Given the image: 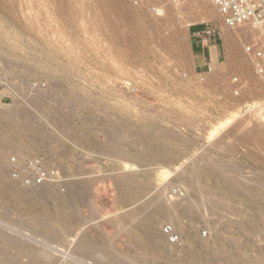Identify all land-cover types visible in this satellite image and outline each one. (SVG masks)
Listing matches in <instances>:
<instances>
[{
  "label": "rangeland",
  "instance_id": "obj_1",
  "mask_svg": "<svg viewBox=\"0 0 264 264\" xmlns=\"http://www.w3.org/2000/svg\"><path fill=\"white\" fill-rule=\"evenodd\" d=\"M200 3L208 2L0 0V247L11 258L30 264L17 240L42 264H114L126 253L143 264H264V76L244 49L251 32L236 27L235 44L218 8ZM207 25L219 33V54L190 47ZM35 156L57 178L29 187L12 172L23 166L20 176L33 181L24 166ZM157 198L176 208L160 216L152 240L147 212ZM87 235L93 254L78 246Z\"/></svg>",
  "mask_w": 264,
  "mask_h": 264
},
{
  "label": "built area",
  "instance_id": "obj_2",
  "mask_svg": "<svg viewBox=\"0 0 264 264\" xmlns=\"http://www.w3.org/2000/svg\"><path fill=\"white\" fill-rule=\"evenodd\" d=\"M210 2L217 6L219 9L223 21L227 26L240 27L249 30L250 41L244 45V49L247 55H249L256 72L259 75L264 76V0H202ZM138 2V1H137ZM206 34L209 37L216 38L219 35L216 28L210 25L206 26ZM6 80L5 72L0 67V86L4 84ZM233 83L238 86L235 89V94H239L241 91L242 81L238 76L233 78ZM34 88L39 85L37 82L32 84ZM264 121V110L261 113ZM17 158H12V163L15 164ZM33 174L32 180L21 177V168L15 167L12 175L14 178L19 179L24 185H43L46 182L54 181L57 177L56 171H54L45 161L42 156H35L27 162V166ZM165 234L168 236L172 243L180 241V234L177 233L172 225H166L164 227Z\"/></svg>",
  "mask_w": 264,
  "mask_h": 264
},
{
  "label": "bare ground",
  "instance_id": "obj_3",
  "mask_svg": "<svg viewBox=\"0 0 264 264\" xmlns=\"http://www.w3.org/2000/svg\"><path fill=\"white\" fill-rule=\"evenodd\" d=\"M122 1V0H121ZM118 3V2H117ZM122 3V2H121ZM120 3V4H121ZM208 3H210V2H208ZM208 3L206 4H204L203 3V5L201 4V6H199L200 8H202L203 10H206L207 12H209V13H213V12H216L215 11V9L212 7V6H208ZM212 4V3H211ZM214 5V4H213ZM120 6V5H119ZM217 7V6H216ZM219 13H220V11H219V9L217 10ZM217 12V13H218ZM221 14V13H220ZM222 16V15H221ZM226 25V24H225ZM227 29H228V31H229V33H230V37H231V39H232V41L235 43V44H237V40H238V37L239 38H243L242 37V33L239 31V30H236L237 28L236 27H230V26H225ZM239 28V27H238ZM243 32H244V30H243ZM249 33V32H248ZM228 35V34H227ZM229 37V38H230ZM248 37V36H247ZM241 42V41H240ZM239 43V42H238ZM239 45V44H238ZM5 72V71H4ZM1 95V94H0ZM13 108V107H12ZM15 108V107H14ZM17 112V111H16ZM10 114H12V113H10ZM18 114V113H17ZM11 116H14L15 117V113L13 112V115H11ZM10 116V117H11ZM16 118V117H15ZM12 119V118H11ZM17 119V118H16ZM15 119V120H16ZM12 122V121H11ZM14 122V121H13ZM10 123V122H9ZM13 124V123H12ZM68 125V124H67ZM31 127V126H30ZM2 128V127H1ZM4 128V127H3ZM13 128V127H12ZM65 128H66V126H65ZM5 129V128H4ZM34 129H36V128H34ZM73 129V128H72ZM116 129V128H115ZM114 129V131H116ZM28 130V129H27ZM31 130V129H30ZM39 130V129H38ZM67 130H69V129H67ZM3 131V130H2ZM1 130H0V152H2V149H3V133H5V132H2ZM5 131V130H4ZM40 131V130H39ZM70 131H72L71 129H70ZM8 132H10V131H8ZM26 132V131H25ZM31 132H33V131H30V133ZM41 132V131H40ZM12 133V132H11ZM33 133H35V132H33ZM116 133V132H115ZM118 133V132H117ZM6 134H7V132H6ZM36 134V133H35ZM40 135V134H39ZM34 138V137H33ZM36 138V137H35ZM20 145V144H19ZM1 163V162H0ZM217 163H218V161H217ZM216 163V164H217ZM128 164V163H127ZM126 164V165H127ZM216 164H214V165H216ZM219 164V163H218ZM217 164V165H218ZM211 165H213V164H211ZM208 166V165H207ZM204 167V166H203ZM206 167V166H205ZM208 167H213V166H208ZM224 167V166H223ZM226 167V166H225ZM224 167V168H225ZM219 168V167H218ZM223 168V169H224ZM2 169V168H1ZM198 169H201V168H199L198 167ZM205 169V168H204ZM202 170V169H201ZM221 170H222V168H221ZM225 170V169H224ZM230 170V169H229ZM228 170V171H229ZM3 171V170H2ZM197 171V170H196ZM200 171V170H199ZM203 171V170H202ZM205 171V170H204ZM208 171V170H207ZM210 171H211V169H210ZM214 171H215V169H214ZM209 172V171H208ZM222 172H223V170H222ZM5 173V172H4ZM4 173L2 172V174H3V176H4ZM202 173H204V172H202ZM217 172H215V174H216ZM237 173V172H236ZM236 173H235V175H236ZM211 174H212V171H211ZM213 174H214V172H213ZM212 174V175H213ZM219 174V173H218ZM6 175V174H5ZM206 175H209V173L208 174H206ZM211 175V176H212ZM203 176H205V174L203 175ZM220 176V175H219ZM1 177V176H0ZM6 177V176H5ZM4 177V178H5ZM237 177V176H236ZM248 177V176H247ZM246 177V178H247ZM2 178V177H1ZM127 178H129V177H127ZM126 178V179H127ZM192 178V177H191ZM208 178V177H207ZM206 178V179H207ZM238 178V177H237ZM204 179V178H203ZM229 179V178H228ZM255 179V178H254ZM5 180V179H4ZM128 180H131V179H128ZM205 180V179H204ZM210 180V179H209ZM232 180V179H231ZM251 180V179H250ZM250 180H249V183H250ZM127 181V180H126ZM233 181V180H232ZM255 181V180H254ZM257 181V180H256ZM259 181V180H258ZM122 182V181H121ZM196 182V181H195ZM198 182V181H197ZM228 182V181H227ZM260 182V181H259ZM128 183L130 184V182L128 181ZM128 183H127V185H128ZM229 183V182H228ZM236 183V182H235ZM256 183V182H255ZM258 183V182H257ZM256 183V184H257ZM252 184V183H251ZM260 184V183H259ZM262 184H264V183H262ZM261 184V185H262ZM125 183H122V185H121V187H122V192H123V198L122 199H126V198H129L130 197V192L131 191H129L128 190V186H127ZM220 185V183H218V186ZM248 185V184H247ZM252 185H254V184H252ZM261 185H258V186H261ZM29 187H32V186H30V185H28ZM222 186V185H221ZM226 186V185H225ZM229 186V185H228ZM240 186V185H239ZM244 186V185H243ZM257 186V187H258ZM264 186V185H263ZM28 187V188H29ZM248 187H250V189H251V186H248ZM247 186H246V189L248 188ZM254 187H256V185L254 186ZM253 187V188H254ZM245 188V187H244ZM259 188V187H258ZM258 188H257V190H258ZM219 189V188H218ZM225 189V188H224ZM249 189V188H248ZM34 190V189H33ZM222 190V189H221ZM227 190V189H226ZM256 190V191H257ZM261 190V189H260ZM264 189H262V191H263ZM49 191V190H48ZM81 191V190H80ZM87 191V190H86ZM235 191V190H234ZM244 191V190H243ZM248 191V190H247ZM246 190L244 191V192H247ZM255 191V190H254ZM213 192V191H212ZM224 192H226V191H224ZM233 192V191H232ZM259 192H261V191H259ZM259 192H257V193H259ZM264 192V191H263ZM210 193V192H209ZM208 193V194H209ZM238 193V192H237ZM241 194H242V192H240ZM249 193H251L250 191H249ZM262 193V192H261ZM207 194V195H208ZM212 194V193H211ZM221 194H223V193H220V195ZM240 194V195H241ZM252 194V193H251ZM253 194H254V192H253ZM49 195H50V193H49ZM79 195V194H78ZM78 195H76V196H78ZM210 195V194H209ZM208 195V198L210 197ZM213 195V194H212ZM215 195V194H214ZM218 195V194H217ZM224 195V194H223ZM235 195V194H234ZM238 195H239V193H238ZM263 195V194H262ZM262 195H260V196H262ZM73 196V195H72ZM83 196V195H82ZM82 196H81V199H82ZM222 196V195H221ZM225 196V195H224ZM223 196V197H224ZM230 195H228V197H229ZM247 196H250V195H247ZM253 196V195H252ZM264 196V195H263ZM84 197V196H83ZM218 197V196H217ZM216 197V198H217ZM256 197V196H255ZM80 198V197H79ZM213 198V197H212ZM238 198V197H237ZM78 199V198H77ZM80 199V200H81ZM130 199V198H129ZM128 199V200H129ZM210 200H211V197L209 198ZM221 199H222V197H221ZM221 199H220V197H219V200L217 199V201L216 202H218V203H221V205H222V203H223V201H226V200H223V201H221ZM226 199V198H225ZM230 199V198H229ZM245 199V198H244ZM247 199H248V197H247ZM264 199V198H263ZM73 200H75V199H73ZM127 200V199H126ZM210 200L208 201L210 204H212L213 203V201L211 200V202H210ZM213 200H214V198H213ZM216 200V199H215ZM249 200V199H248ZM255 200H258V199H255ZM72 201V200H71ZM77 201V200H76ZM124 201V200H123ZM229 201V200H228ZM263 202H264V200H262ZM73 202V201H72ZM154 202H156V204L154 203ZM154 205L155 206H150L149 207V209H148V218H150L149 219V224H148V226L146 227L147 228V231H148V233H149V237L152 239V240H154V238H156L157 236H158V234H157V229H156V226H158V221L160 220V216H162V215H165L166 213H168V212H172L176 207L174 206V208L172 209V208H170V207H166V205L164 204V199L163 198H157V199H155L154 200ZM215 202V201H214ZM152 203V204H153ZM208 203V205H210ZM227 203V202H226ZM225 203V204H226ZM230 203V202H229ZM150 204V203H149ZM215 204V203H214ZM232 204V203H231ZM230 204V205H231ZM236 204V203H235ZM239 204V203H238ZM259 204H261V203H259ZM146 205V204H145ZM148 205V204H147ZM147 205H146V207H147ZM240 205H242V203L240 204ZM239 205V206H240ZM244 205V204H243ZM264 205V204H263ZM235 206V205H234ZM191 207V206H190ZM189 207V208H190ZM221 207V206H220ZM246 207H247V205H246ZM257 207H259V206H257ZM143 208H144V206H143ZM148 208V207H147ZM188 208V209H189ZM211 208L213 209V205L211 206ZM215 208V207H214ZM231 208H234L233 206H231L230 207V209ZM235 208H237V207H235ZM234 208V209H235ZM245 208V207H244ZM252 208V207H251ZM193 209V206H192V208H191V210ZM216 209V208H215ZM218 209V208H217ZM224 209V208H223ZM241 209V208H240ZM242 209H243V207H242ZM241 209V210H242ZM220 210V209H219ZM225 210V209H224ZM259 210H260V208H259ZM226 211V210H225ZM224 211V212H225ZM238 211H239V209H238ZM263 211V210H262ZM135 212V211H134ZM143 212H144V210H143ZM217 212H218V210H217ZM220 212H221V210H220ZM235 212H237L236 211V209H235ZM133 213V212H132ZM131 213V214H132ZM136 213V212H135ZM147 213H146V215H147ZM226 213V212H225ZM228 213H229V211H228ZM143 214V213H142ZM142 214H140L141 216L139 217L138 216V220H144L145 219V217L143 218L142 216ZM224 214V213H223ZM239 214H241L240 212H239ZM258 214V213H257ZM138 215V214H137ZM220 215H222V214H220ZM135 216H136V214H135ZM134 215H133V217H135ZM215 216H217L216 214H215ZM226 216H228V215H226ZM258 216V215H257ZM143 219H142V218ZM254 217V220H255V216H253ZM261 219H263V217H264V215L262 216L261 215ZM147 218V217H146ZM231 218V217H230ZM259 218V217H258ZM221 219V218H220ZM238 219V218H237ZM230 220V219H229ZM235 220V219H234ZM239 220V219H238ZM141 221V222H142ZM242 221V220H241ZM248 221H250V220H248ZM263 221V220H262ZM234 222V221H233ZM245 222H247V221H245ZM244 222V223H245ZM251 222V221H250ZM253 222V221H252ZM256 222V221H255ZM239 223V222H238ZM241 223V222H240ZM261 223V222H260ZM264 223V222H263ZM234 224V223H233ZM243 224V223H242ZM249 224V223H248ZM255 224V223H254ZM262 224V223H261ZM252 225H253V223H252ZM249 227H247V225H246V228H250V226L251 225H248ZM254 226V225H253ZM259 226V225H258ZM262 226V225H261ZM255 227V226H254ZM253 228V227H252ZM255 229V228H254ZM248 230V229H247ZM246 230V231H247ZM249 230H251V228L249 229ZM263 230V229H262ZM261 230V231H262ZM57 232V231H56ZM221 232V231H220ZM224 232H226V231H224ZM247 232H250V231H247ZM59 233V232H58ZM223 233V232H222ZM7 234V233H6ZM5 234V235H6ZM221 234V233H220ZM255 234H256V232H255ZM260 234V233H259ZM262 234V233H261ZM2 235V234H1ZM0 235V236H1ZM56 235V234H55ZM190 234H188L187 232H186V236H189ZM257 235H258V233H257ZM257 235H256V237H257ZM263 235V234H262ZM92 236V235H91ZM3 238L5 237V236H2ZM1 237V238H2ZM220 237V236H219ZM223 237V236H222ZM262 237V236H261ZM7 239H9L8 237H6ZM188 238V237H187ZM221 238V237H220ZM235 239V238H234ZM251 239V238H250ZM5 240V239H4ZM11 240V239H10ZM218 240V239H217ZM236 240V239H235ZM239 240V239H238ZM216 241V240H215ZM220 241V239L218 240V242ZM224 241V240H223ZM240 241V240H239ZM5 242V241H4ZM10 242V241H9ZM151 242V241H150ZM214 242V241H213ZM235 242V241H234ZM238 242V241H237ZM237 242H235V243H237ZM1 243V242H0ZM96 243V242H95ZM148 243V242H147ZM164 243V242H163ZM190 243H193L192 241L190 242ZM221 243V242H220ZM220 243H218V244H220ZM240 243V242H239ZM238 243V244H239ZM165 244V243H164ZM215 244V243H214ZM225 244V243H224ZM230 244V243H229ZM6 245V244H5ZM158 245V244H157ZM162 245V244H161ZM231 245V244H230ZM237 245V244H236ZM4 246V245H3ZM3 246H2V248L0 247V264H20L18 261H16L15 259H13V258H11V256H12V254H10L11 256H9V250H6V246L4 247V249H3ZM78 246L79 247H81L80 248V250L83 248L84 250H85V253L86 254H93V252L95 251V248L97 247V244H96V246H95V244H94V242H93V239L89 236V235H87V236H82L81 237V239H80V241H78ZM146 246V245H145ZM150 246V245H149ZM163 246V245H162ZM222 246H224V245H222ZM8 247V246H7ZM160 247V246H159ZM164 247H166V249L165 250H167V251H169V252H171L172 253V251H170V249L168 250L167 249V246H166V244L164 245ZM164 247H163V249H164ZM211 247H214L215 248V246L213 245V246H211ZM228 247V246H227ZM227 247H225V248H227ZM10 248H11V246H10ZM13 248L15 249V251H17V253H19V254H21V255H23V256H26L27 257V259L29 258V263L30 264H42L41 263V260L40 259H38L39 257H37V255L39 254V251H37L36 249H34V247H32V246H30L29 244H26V243H22V242H17V240H16V242L14 243V246H13ZM13 248H11V249H13ZM148 248V247H147ZM194 249L193 250H195V247H193ZM218 247H216V249H217ZM221 248V247H220ZM262 248V247H261ZM13 249V250H14ZM97 249V248H96ZM149 249V248H148ZM162 249V248H161ZM229 249V248H228ZM240 249V248H239ZM84 250H82V251H84ZM192 250V252H194ZM221 250V249H220ZM222 250H224L223 249V247H222ZM241 250V249H240ZM11 251V250H10ZM107 251V250H106ZM112 251V250H111ZM148 251V250H147ZM164 251V250H163ZM225 251H227L228 252V250L227 249H225ZM168 252V253H169ZM196 252H197V249H196ZM140 253H142V251L140 252ZM145 253H147V252H145ZM167 253V252H166ZM237 253V252H236ZM245 253V252H244ZM127 254V253H126ZM126 254H125V256L124 257H120V258H118V257H112V256H110V257H112L111 258V260H113V261H115V263H118V264H143V262L144 261H142V262H139V261H136V260H134V259H131V258H129V255H127L128 257H126ZM149 254V253H148ZM170 254V253H169ZM214 254H215V257H216V255H217V251L216 250H214ZM224 255V252L223 253H219V255ZM230 254V253H229ZM14 255V254H13ZM40 255V254H39ZM140 255V254H139ZM173 255V254H172ZM197 255H198V252H197ZM232 255V254H231ZM236 255H238V253L236 254ZM245 255V254H244ZM249 255H251V254H249ZM47 256V255H46ZM49 256V255H48ZM122 256V255H121ZM194 256V255H193ZM233 256H235V254H233ZM248 256V255H247ZM131 257H133V256H131ZM196 257H202V256H196ZM212 257H213V255L211 256V258L210 259H212ZM240 257V256H239ZM241 257H243V255L241 254ZM253 257V256H252ZM262 257V256H261ZM18 257H16V259H17ZM133 258H135V257H133ZM137 258V257H136ZM235 258V257H234ZM236 258H237V256H236ZM236 258H235V260H236ZM248 258V257H247ZM251 258V257H250ZM138 259V258H137ZM142 259H143V257H142ZM190 259V258H189ZM195 259V258H194ZM253 259V258H252ZM263 259V258H262ZM45 260V259H44ZM43 260V261H44ZM144 260V259H143ZM192 259H190V261H189V263H186V264H197V262L196 263H193L192 261H191ZM219 260V259H218ZM221 260V259H220ZM237 260H238V258H237ZM236 260V261H237ZM21 261V260H20ZM195 261H197V260H195ZM254 261V260H253ZM45 263H47V262H49V260L46 262V261H44ZM53 262V261H52ZM146 262V261H145ZM144 262V263H145ZM187 262V261H186ZM235 262V261H234ZM250 262V261H249ZM257 262H259V261H257ZM49 263H51V262H49ZM49 263H47V264H49ZM109 263H111L112 264V262H109ZM114 263V264H115ZM241 263V262H240ZM44 264V263H43ZM181 264H183V263H181ZM242 264H244V262L242 263ZM246 264V263H245ZM263 264V263H262Z\"/></svg>",
  "mask_w": 264,
  "mask_h": 264
},
{
  "label": "crops",
  "instance_id": "obj_4",
  "mask_svg": "<svg viewBox=\"0 0 264 264\" xmlns=\"http://www.w3.org/2000/svg\"><path fill=\"white\" fill-rule=\"evenodd\" d=\"M206 26L195 28L190 35V47L195 53H202L207 55L208 53L219 54V43L216 38L209 37L206 34Z\"/></svg>",
  "mask_w": 264,
  "mask_h": 264
}]
</instances>
